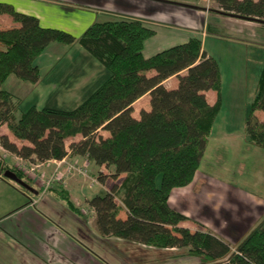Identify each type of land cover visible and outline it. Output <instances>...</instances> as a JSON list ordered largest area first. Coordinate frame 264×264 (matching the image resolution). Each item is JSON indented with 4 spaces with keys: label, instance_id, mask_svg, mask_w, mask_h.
<instances>
[{
    "label": "trees",
    "instance_id": "trees-1",
    "mask_svg": "<svg viewBox=\"0 0 264 264\" xmlns=\"http://www.w3.org/2000/svg\"><path fill=\"white\" fill-rule=\"evenodd\" d=\"M214 2L223 14L264 23V0ZM3 15L20 26L0 30V125H7L23 143L20 146L1 135L0 145L6 151L32 164L69 155L84 157L96 166L113 168L115 177L126 175L120 186L95 195L88 204L96 212L101 235L153 247L158 250L156 260L193 256L201 264H264V220L233 249L212 231L183 227L189 218L170 205L175 189L194 182L223 106L220 64L203 49L200 37L146 58V41L156 31L140 20L98 22L78 38L65 30L42 27L36 16L0 2V19ZM55 43L80 44L109 75L73 110L36 105L25 109L22 99L3 85L12 75L38 84L43 76L37 60ZM151 71L155 73L149 75ZM173 76L179 85L169 89L165 81ZM211 90L217 94L213 105L206 96ZM146 94L151 96V109L135 118L134 103ZM262 114L264 66L245 134L248 145L264 150ZM101 130L108 135L100 134ZM8 170L35 188L32 178L0 154V176L5 178ZM51 190L79 211L67 189L53 186ZM119 202L128 210L126 219L119 217ZM167 249L171 251L162 256L161 250Z\"/></svg>",
    "mask_w": 264,
    "mask_h": 264
},
{
    "label": "crops",
    "instance_id": "crops-1",
    "mask_svg": "<svg viewBox=\"0 0 264 264\" xmlns=\"http://www.w3.org/2000/svg\"><path fill=\"white\" fill-rule=\"evenodd\" d=\"M0 2L12 4L19 12L36 16L42 27L65 30L78 38L98 22L140 20L148 28L156 31V35L146 41L144 50L146 58L175 45L186 43L192 37H200L203 49L220 64L223 106L225 87L238 96L246 94L247 84L244 80H248L250 76L259 80L264 66V23L223 14L215 6L206 7L198 0H0ZM210 19L214 21V29L210 28ZM19 26L20 24L15 23L9 15H3L0 19V30ZM219 28L222 32L226 30L220 33ZM260 31H263L262 34ZM223 42L228 46L225 51V66L216 51L218 43L223 46ZM52 47L56 49L57 57L56 60L50 61V64L53 63L49 70L50 75L57 69V65L65 60L67 64H75L78 69L63 75L60 74L61 72H55L51 80L56 81L46 83L50 88L48 98L41 102L35 97L29 104L23 105V108L36 105L41 109L50 106L53 102L57 108L73 110L82 104L109 75L108 71L80 44L68 46L64 53H61L63 48L52 44L39 57L37 63H40V58ZM89 62L97 69V73L89 72L90 67L87 64ZM154 73L151 71L149 75ZM44 79L43 77L41 82ZM38 85L39 83L30 85L27 90H35ZM178 85L179 79L176 76L165 81V86L169 89H175ZM62 94L63 97L59 99L57 96ZM206 96L210 104H215L217 94L214 91H207ZM142 102L147 105L140 104ZM63 104L72 107H62ZM149 104L151 105L150 94L135 102L134 117L139 119L142 110L149 111L151 109ZM262 116L264 117V114ZM1 135H7L16 143L20 141L5 124L0 125ZM233 142L240 148L244 145L250 147L246 143L245 135ZM219 146V140L213 141L210 137L209 146L194 182L201 181L202 176L210 172L209 168L204 169V161L208 154L215 153ZM255 148L256 151H263L258 147ZM13 157L16 160L14 158L8 162L19 168L21 166L19 158ZM66 158L88 163L89 176L97 178L99 182L91 186L89 179L75 177L69 179L66 185L60 182L55 184L68 190L71 200L79 211L69 208L51 189L42 195L40 185L35 180L37 194L25 192L12 181L0 176V264H201L197 257L173 259L162 257L156 260L154 255L158 250L153 247L101 235L96 224V212L88 202L95 195L120 186L126 175L115 177L113 168L96 166L84 157L69 155ZM17 159L18 162H15ZM57 161L37 164L40 165L39 169H42L41 174L45 177L53 174ZM174 191L170 205L186 215L179 209L178 202H172ZM181 194L184 193H178L179 196ZM119 204L121 206L119 217L126 219L128 210L121 202ZM188 221L189 219L182 226L192 231L199 230L196 225ZM170 251L161 250V255L164 256V253Z\"/></svg>",
    "mask_w": 264,
    "mask_h": 264
},
{
    "label": "rangeland",
    "instance_id": "rangeland-1",
    "mask_svg": "<svg viewBox=\"0 0 264 264\" xmlns=\"http://www.w3.org/2000/svg\"><path fill=\"white\" fill-rule=\"evenodd\" d=\"M198 1H202V4L206 7L214 8L215 6L218 8L214 0ZM209 25L211 29L215 28L212 19L209 20ZM220 31V33H224L222 30ZM262 32L260 31V34ZM55 44L59 46L58 48H63L61 53H64L68 47L64 44ZM220 44L218 43L216 51H218L223 66H225V51L228 46L224 45V42L222 43L223 46ZM55 52L56 49L52 47L44 55L45 57H42L43 59L40 58L38 65L45 79L39 82L35 90H27L28 86L33 84L19 79L16 75H12L4 83L3 89L22 99L23 105L29 104L35 97L41 102L45 101L50 94V88L46 83L56 81L51 80V76L55 75V72H61L60 74L63 75L78 69L75 64H67L65 60L63 63L58 64L57 69L50 75L49 70L53 65V63L50 64V61L56 60L57 57ZM87 64L90 67L88 68L90 73H97V69L90 62ZM60 78L62 79V77ZM257 81L258 79H254L253 76H250L248 80H244L247 84V90L246 94H241V96L229 92L230 90L226 87L224 88V106L211 133V140H219L220 146L216 149L217 153L208 154L204 161V169L209 168L210 172L202 176L201 181H195L189 187L183 189H176L173 194L174 199L172 202L179 203V209L188 215L190 224L196 225L199 230L215 231L214 234L230 244L233 249L244 241L264 220V150L258 147L259 150L263 151H256L254 146L250 145L249 147L244 144L243 148H240L238 144L233 142L246 134V120L251 103L255 99ZM32 90L34 93H32ZM63 95L56 96L61 99ZM50 106L57 107L53 102L50 103ZM63 106L72 107L69 104H63ZM100 134L108 135L103 130L100 131ZM17 144L22 146L23 143L17 141ZM0 154L7 160H14L15 158L14 155L5 153L3 149H0ZM15 162H18V159ZM26 165L29 170L35 167V164L30 162H27ZM40 170L42 169H36L35 173L40 174ZM33 185L35 186V183ZM179 192L184 194L179 196ZM185 257L192 258L193 256L181 258Z\"/></svg>",
    "mask_w": 264,
    "mask_h": 264
},
{
    "label": "built area",
    "instance_id": "built-area-1",
    "mask_svg": "<svg viewBox=\"0 0 264 264\" xmlns=\"http://www.w3.org/2000/svg\"><path fill=\"white\" fill-rule=\"evenodd\" d=\"M0 149H3L5 153H9L1 145ZM19 160L21 164L19 169L23 170L30 178L35 180L36 183L40 185L42 195L48 192L53 186H55V184L60 182L61 184L66 185L69 179L75 177L89 179L91 186H95L99 183L97 178H91L89 176L88 163H80L75 160L64 158L57 161L53 174L49 177H45L41 173H35L36 169H39L40 165L35 164V167L32 170H29L26 165L28 161L23 160L22 158H19Z\"/></svg>",
    "mask_w": 264,
    "mask_h": 264
},
{
    "label": "water",
    "instance_id": "water-1",
    "mask_svg": "<svg viewBox=\"0 0 264 264\" xmlns=\"http://www.w3.org/2000/svg\"><path fill=\"white\" fill-rule=\"evenodd\" d=\"M229 15H231V14H229ZM256 21H259V20H256ZM259 22H261V21H259ZM4 176H5V178L15 182L16 184L20 185L21 187H23L24 189H26L27 191H29L31 193H34V194L38 193V191L35 190V188H33L26 181L21 179L15 172L8 170L5 172Z\"/></svg>",
    "mask_w": 264,
    "mask_h": 264
}]
</instances>
